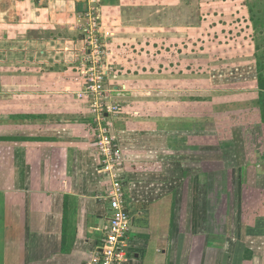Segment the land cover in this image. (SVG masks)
Listing matches in <instances>:
<instances>
[{
    "label": "crops",
    "instance_id": "obj_1",
    "mask_svg": "<svg viewBox=\"0 0 264 264\" xmlns=\"http://www.w3.org/2000/svg\"><path fill=\"white\" fill-rule=\"evenodd\" d=\"M90 2L0 0V103L6 106L0 120V264H83L107 222L94 113L78 96L82 77L72 76L69 64L81 46ZM173 6V0H101L99 6L119 72L109 79L108 102L118 109L108 119L126 158L128 205L138 234L132 245L140 234L147 243L155 234L154 252L165 264H264V209L252 214L254 221L244 219L250 212L243 186L236 222L227 225L232 210L222 204L214 215L226 217V225L207 239V196L191 192L200 180L190 174L207 161L206 145L201 148L207 118L192 116L190 69L175 63L186 53L184 43L175 49L176 42L190 41L185 16L179 20L186 35L160 15L168 19ZM159 74L170 76L160 83ZM256 120L264 126L260 114ZM245 166L257 172L264 161ZM262 188L264 200V183Z\"/></svg>",
    "mask_w": 264,
    "mask_h": 264
},
{
    "label": "rangeland",
    "instance_id": "obj_2",
    "mask_svg": "<svg viewBox=\"0 0 264 264\" xmlns=\"http://www.w3.org/2000/svg\"><path fill=\"white\" fill-rule=\"evenodd\" d=\"M173 1L174 6L171 9L174 11H170V17L167 19L164 12H160V15H163L164 22L169 24L174 22L176 31L186 35L189 30L182 29L179 20L184 14V26L189 27L191 31L190 41L176 42L175 49L181 50V44L184 43L186 53L177 55L175 63L180 65L184 61L185 67L190 69L192 116L200 112L205 113L207 118L206 134L202 135L201 132V148L206 145L207 161L200 169L192 167L190 174L192 178L195 175L200 180V185L197 182L192 185L191 192L206 193L209 215L205 218L207 239H212L211 230L226 225V217L214 215V210L220 208L222 204L223 208L232 210L231 223L227 222V225L236 222L234 211L240 206L238 195L241 186L244 188L243 194L240 193L243 195V206L245 205V209L250 212L244 219L249 218V221H254L255 217L252 214H256V210L264 209L263 193H261L264 169L261 168L257 172L255 170L247 172L243 169L246 168L247 162L262 159L264 161V151H262L264 126H260L256 120L259 110L256 103L257 93L256 90L254 91L256 84L254 78L257 74L254 64L257 60L264 62V0ZM100 10L98 8V15ZM107 49L111 56L112 48L110 49L108 41ZM76 57L69 64H71L72 76L79 78L82 77V69ZM116 73H119L118 69ZM160 75L158 77L160 83L170 76ZM175 80L177 81L176 77ZM151 101L157 100L151 99ZM157 106L161 105H151L152 108ZM5 115L6 106L0 103V120L4 119ZM104 115L106 124L111 127L113 121L108 119L110 113ZM192 125L193 128L198 129L196 123ZM200 128L203 129L204 126L201 124ZM112 133L116 135L114 130ZM195 140L192 136V142ZM243 163L244 167L241 168ZM203 172H206L205 176ZM196 204L198 201L194 202V205ZM239 219L243 221L241 216ZM129 235L130 255L126 264H165L162 254L154 252L155 234L150 237L148 243L145 242L147 237L140 234L139 240L133 242L136 249L132 245V241L138 236L136 230L131 227ZM160 247L165 248L166 244L163 242ZM137 253H139L138 258L135 257Z\"/></svg>",
    "mask_w": 264,
    "mask_h": 264
},
{
    "label": "built area",
    "instance_id": "obj_3",
    "mask_svg": "<svg viewBox=\"0 0 264 264\" xmlns=\"http://www.w3.org/2000/svg\"><path fill=\"white\" fill-rule=\"evenodd\" d=\"M99 6V0H91L85 12L86 20L81 25V46L76 59L80 61L83 79L78 96L88 99L94 113L93 145L97 154V173L106 180L104 195L108 200L109 216L97 246L83 264H124L130 255L132 215L124 174V150L118 137L106 124L104 115L115 112L118 107L108 102L112 91L109 79L116 68L110 60L101 18L97 14Z\"/></svg>",
    "mask_w": 264,
    "mask_h": 264
},
{
    "label": "trees",
    "instance_id": "obj_4",
    "mask_svg": "<svg viewBox=\"0 0 264 264\" xmlns=\"http://www.w3.org/2000/svg\"><path fill=\"white\" fill-rule=\"evenodd\" d=\"M256 69V84L255 90H257V109L259 110L260 119L264 123V62L257 60L255 62Z\"/></svg>",
    "mask_w": 264,
    "mask_h": 264
}]
</instances>
